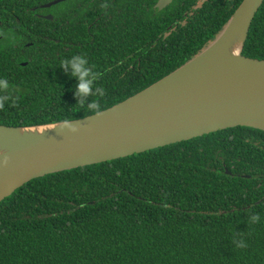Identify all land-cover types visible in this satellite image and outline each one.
<instances>
[{"label": "trees", "instance_id": "obj_1", "mask_svg": "<svg viewBox=\"0 0 264 264\" xmlns=\"http://www.w3.org/2000/svg\"><path fill=\"white\" fill-rule=\"evenodd\" d=\"M51 1L0 0L1 124L124 101L196 56L243 0ZM243 53L264 59V3ZM73 55L97 73L84 101L60 66ZM0 264H264V130L230 127L28 181L0 202Z\"/></svg>", "mask_w": 264, "mask_h": 264}, {"label": "water", "instance_id": "obj_2", "mask_svg": "<svg viewBox=\"0 0 264 264\" xmlns=\"http://www.w3.org/2000/svg\"><path fill=\"white\" fill-rule=\"evenodd\" d=\"M173 1L158 0L156 7L163 9ZM263 3L243 0L196 56L118 104L67 120L68 124L0 123V202L28 181L49 173L130 156L230 127L264 130V59L243 53ZM45 17L53 19L52 14ZM69 125L76 130H70Z\"/></svg>", "mask_w": 264, "mask_h": 264}, {"label": "clouds", "instance_id": "obj_3", "mask_svg": "<svg viewBox=\"0 0 264 264\" xmlns=\"http://www.w3.org/2000/svg\"><path fill=\"white\" fill-rule=\"evenodd\" d=\"M88 61L86 58L80 55H73L71 58L62 60L60 66L67 69L71 67V75L76 78V95L80 100H85L89 96L93 95L94 81L97 79V73L93 72L92 69L86 66ZM9 87L6 80H0V89H7ZM97 93H101V90L95 89ZM102 94V93H101ZM6 99V97H5ZM88 107L98 109V105L92 101L88 103ZM68 124V121L64 122ZM70 126V130L75 131L74 127ZM253 221L258 220V216H252Z\"/></svg>", "mask_w": 264, "mask_h": 264}, {"label": "flooded vegetation", "instance_id": "obj_4", "mask_svg": "<svg viewBox=\"0 0 264 264\" xmlns=\"http://www.w3.org/2000/svg\"><path fill=\"white\" fill-rule=\"evenodd\" d=\"M206 0H201L200 2H205ZM157 8V7H156ZM192 8H194V5H192ZM164 9V8H163ZM163 9H160V10H163ZM185 15H187V12L185 13Z\"/></svg>", "mask_w": 264, "mask_h": 264}, {"label": "rangeland", "instance_id": "obj_5", "mask_svg": "<svg viewBox=\"0 0 264 264\" xmlns=\"http://www.w3.org/2000/svg\"><path fill=\"white\" fill-rule=\"evenodd\" d=\"M48 15V14H47ZM45 16V15H44ZM54 17V16H53Z\"/></svg>", "mask_w": 264, "mask_h": 264}]
</instances>
